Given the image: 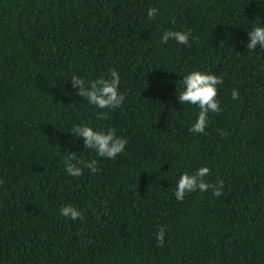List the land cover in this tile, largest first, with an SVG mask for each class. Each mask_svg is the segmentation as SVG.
I'll use <instances>...</instances> for the list:
<instances>
[{
  "label": "trees",
  "instance_id": "16d2710c",
  "mask_svg": "<svg viewBox=\"0 0 264 264\" xmlns=\"http://www.w3.org/2000/svg\"><path fill=\"white\" fill-rule=\"evenodd\" d=\"M259 23L264 0H0V264H264V49L245 47ZM169 30L189 43L163 44ZM110 69L119 108L71 85ZM192 71L223 80L204 133L189 131L199 108L176 98ZM74 125L128 143L102 158ZM71 153L79 177L64 170ZM200 167L222 194L177 201L180 175Z\"/></svg>",
  "mask_w": 264,
  "mask_h": 264
},
{
  "label": "clouds",
  "instance_id": "9594fccd",
  "mask_svg": "<svg viewBox=\"0 0 264 264\" xmlns=\"http://www.w3.org/2000/svg\"><path fill=\"white\" fill-rule=\"evenodd\" d=\"M158 9L155 7L149 8L147 16L149 19H154ZM248 41L245 45L247 50L254 51L259 45L264 49V26L260 23L258 26L251 28L248 31ZM191 32L181 31H165L161 36V42L167 44L168 41L174 40L181 45L189 43ZM110 78L101 77L87 83L80 77L74 74L71 79L73 88L78 89L77 95L87 100L90 105L97 109H115L119 108L125 100V95L119 89L120 78L115 69L109 70ZM223 83L221 77L214 74L205 73L202 71H192L183 76V90L176 96L180 104L194 105L199 108L198 116L189 131L192 133H204L208 125V114L219 113L217 97V85ZM233 100L239 99V91L233 89L231 92ZM106 115L103 111L97 113V119H105ZM75 137L81 138L85 149H90L96 152L99 157L115 159L121 154L128 143L122 137H117L114 129L107 131H96L86 125H74L71 131ZM221 134H225L221 132ZM75 154L71 153L64 161L65 171L72 177L82 175V168L72 161L75 160ZM83 167L90 169L92 173L99 171L97 161L82 162ZM210 174L208 167H200L194 173H183L180 175L176 190L173 195L177 201H183L187 193H192L197 190L200 192L212 191L214 196L219 197L222 194L224 187L223 180H217L215 183H210L205 180V177ZM60 214L72 220L82 218V212L72 205H64L60 209ZM165 229L160 227L157 231L156 239L160 247H164Z\"/></svg>",
  "mask_w": 264,
  "mask_h": 264
}]
</instances>
